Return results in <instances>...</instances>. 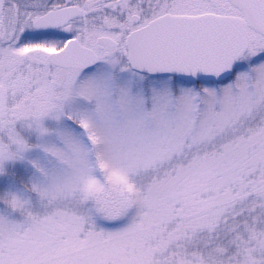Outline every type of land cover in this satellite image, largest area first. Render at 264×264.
<instances>
[{
  "label": "snow or ice",
  "instance_id": "1",
  "mask_svg": "<svg viewBox=\"0 0 264 264\" xmlns=\"http://www.w3.org/2000/svg\"><path fill=\"white\" fill-rule=\"evenodd\" d=\"M0 264H264V0H0Z\"/></svg>",
  "mask_w": 264,
  "mask_h": 264
}]
</instances>
